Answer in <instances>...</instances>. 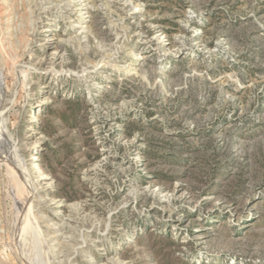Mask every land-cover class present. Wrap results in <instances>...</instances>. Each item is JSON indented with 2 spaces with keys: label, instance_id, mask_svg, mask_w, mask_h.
Segmentation results:
<instances>
[{
  "label": "rangeland",
  "instance_id": "1",
  "mask_svg": "<svg viewBox=\"0 0 264 264\" xmlns=\"http://www.w3.org/2000/svg\"><path fill=\"white\" fill-rule=\"evenodd\" d=\"M0 264H264V0H0Z\"/></svg>",
  "mask_w": 264,
  "mask_h": 264
},
{
  "label": "bare ground",
  "instance_id": "2",
  "mask_svg": "<svg viewBox=\"0 0 264 264\" xmlns=\"http://www.w3.org/2000/svg\"><path fill=\"white\" fill-rule=\"evenodd\" d=\"M6 12V11H5ZM3 14V13H2ZM35 158V156H32V159ZM29 225V224H28Z\"/></svg>",
  "mask_w": 264,
  "mask_h": 264
}]
</instances>
